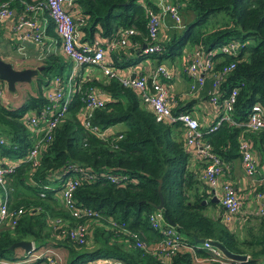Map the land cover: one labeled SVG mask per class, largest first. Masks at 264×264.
<instances>
[{"label": "trees", "instance_id": "obj_1", "mask_svg": "<svg viewBox=\"0 0 264 264\" xmlns=\"http://www.w3.org/2000/svg\"><path fill=\"white\" fill-rule=\"evenodd\" d=\"M0 1H9L16 14L31 0ZM176 2L180 14H184L183 26L162 40L157 51L143 52L141 49L147 32L145 7H154L151 0H72L83 20L77 23L82 34V38H78L91 41L94 32L108 37L118 29L132 27L135 32L127 42L109 52L112 66L120 68L145 59L161 64L180 55L186 43L210 49L229 39L239 40L241 46L235 54L218 52L213 55V71L233 63L217 84L219 106L222 98L235 88L230 110L234 122H244L254 102L264 111V0ZM215 13H220V18L211 28L196 29ZM47 24L48 32L55 35L49 17ZM41 59L35 95L27 96L14 107L0 103V137L6 141L0 144V149L15 159L23 158L34 140L22 116L45 103L41 86L48 85L56 74H62V68L68 64L56 53H46ZM75 81L81 89L72 94L51 138L39 148L38 164L22 160L6 180L8 207H20L21 213L14 224L0 225V258L8 261L28 259L31 250H22L19 254V247H9L14 241L27 239L34 250H64L63 264H83L94 258L113 259L122 264H220L212 263L208 251L196 240L203 238L220 242L230 252L246 255L244 260L225 258L222 264H264V212L256 215L250 226L244 227L242 235L229 229L220 217L203 212L209 201L205 204L201 200H206L210 192L200 170L208 159H200V166L190 165L185 128L179 120H157L137 90L122 84L116 77L105 75L95 81L81 79L78 75ZM205 83L202 97L209 101L207 93L212 79L206 87ZM88 85H98L108 95L101 107L90 111L87 117L90 124L104 128L123 123V129L102 137L83 125L78 114L83 106L81 90ZM218 110L220 113L221 109ZM190 111L191 105H186L185 101L178 100L171 106L173 114ZM197 122L202 131L198 142L208 144L209 151L222 164V171H226L225 167L239 158L238 138L243 126L221 120L207 131L208 126L202 127ZM242 134L250 141L254 155L262 158L264 130H246ZM73 166L86 170L79 174L72 191L74 203L92 208L97 213L96 218L73 217L59 199L62 179L72 174ZM88 172H92L93 177L82 175ZM109 175L119 180L112 181ZM159 193L162 217L167 223L172 221V226L181 234V247L164 258L135 246L130 236L135 234L147 245L160 238L148 221L149 213L156 210L155 205L160 202ZM83 221L85 241L77 243L68 237V230ZM87 242L94 246L82 248ZM47 256L39 254L28 262L59 264L51 253L53 262Z\"/></svg>", "mask_w": 264, "mask_h": 264}, {"label": "built area", "instance_id": "obj_2", "mask_svg": "<svg viewBox=\"0 0 264 264\" xmlns=\"http://www.w3.org/2000/svg\"><path fill=\"white\" fill-rule=\"evenodd\" d=\"M74 9L72 0H31L25 3L22 10L17 13L15 27L28 26L31 28L26 35L30 37L38 46L42 45V32L34 25V15L36 12L43 11L53 23V30L60 41V48L66 57L71 61V66L65 76L56 74L53 76L48 85L42 90L45 103L38 109L27 111L22 116L26 128L34 134L32 145L28 149L23 158L17 159L16 162L0 164V225L4 223L14 224L21 208L8 207L9 187L6 186V180L13 172L14 166L18 162L25 160L32 165L38 164L39 148L44 146L51 138L52 130L56 122L63 116L67 104L75 91L81 89V86L75 81L78 76V67L98 66L102 73L109 77H116L122 84L129 85L137 90L142 99L146 102L157 120L173 121L179 120L185 128V143L193 144L196 147L198 157L207 158L208 162L203 168L202 176L208 186L214 189L221 173L223 166L219 159L214 156L208 149L207 143H199L198 137L202 131L198 128L197 119L188 112H179L173 114L171 106L174 103V97L169 93L168 78L169 72L162 64L153 67L149 73L153 93H150L147 87V76L141 73H135L133 77L130 75L120 76L116 69L112 66L111 61L106 60L109 52L127 42L128 37L134 34L132 27H126L114 35L104 37L103 39H92L91 41L81 42L76 31V21L72 14ZM146 13V37L143 52H153L161 48L162 41L159 36L160 26L164 23V17L168 15L173 21V26L180 25V12L178 4L173 0H157L155 6L145 7ZM13 14L9 1H0V18L11 16ZM241 43L236 39H229L221 43L218 47L206 49L197 45L185 57L184 70L191 77L190 91L196 92L202 89L206 75L212 79L211 88L208 91L209 101L221 109L215 123L207 127V131L213 129L221 120H227L233 124L243 126V131L264 130V111L261 105L254 102L250 105L246 119L244 122H234L230 117V110L235 99L236 89L232 88L221 100V107L218 103L217 84L219 80L232 68L233 63L223 65L219 70H212L215 53H225L227 55L235 54L240 48ZM44 54H39L41 59ZM5 84L0 79V102L1 93ZM108 99V95H103L94 85H88L81 90V100L83 106L79 111V118L83 125L98 136H106L114 133L112 125L100 128L97 125L90 124L87 117L93 108L101 107ZM240 134L238 138L239 160L243 173L250 178L258 179V186L254 191V199L258 202V213L264 212V172L257 165V160L252 151L250 141ZM6 141L0 137V144ZM228 168V167H225ZM86 171L80 167L73 166L72 174L64 177L61 182L60 197L64 207L69 213L76 218L79 217H95L96 211L85 205L76 206L72 197V191L75 188L78 177L81 172ZM83 176L91 178L92 172L82 173ZM110 180L117 181L119 177L108 176ZM221 193L219 202L225 209L224 221H231L240 210L241 199L236 194L230 183L224 182L221 185ZM215 194V192H214ZM216 195V194H215ZM55 221H58L56 218ZM148 221L150 225L156 229L160 238L154 243L147 245L145 241L131 234L134 245L146 249L147 251L164 258L171 252L181 247V234L168 224L160 209H156L149 213ZM86 224L83 222L76 223L68 230V237L77 243L85 241ZM201 247L205 248L209 253V259L212 263H224L226 258L221 251L211 244L210 239H203ZM40 254H47L50 262L53 259L44 250ZM35 256H38L35 255ZM28 259L8 261L0 258V264H19L24 263ZM83 264H122L120 261L108 258H94L84 262Z\"/></svg>", "mask_w": 264, "mask_h": 264}, {"label": "crops", "instance_id": "obj_3", "mask_svg": "<svg viewBox=\"0 0 264 264\" xmlns=\"http://www.w3.org/2000/svg\"><path fill=\"white\" fill-rule=\"evenodd\" d=\"M151 3L153 6H155L157 0H151ZM72 14L76 21V31L78 33V36L81 37L82 34H80L77 28L79 25L77 23L83 20L82 18H79L77 8H74L72 10ZM16 16L17 13L15 14V11L13 10V14L11 16L0 18V57L2 59L9 63L12 62L13 64L11 63V65L15 68L36 67L41 66L39 64L42 60L39 58L40 53L44 55L46 53H56L62 56L65 61L70 63V60L66 57V55L62 52L60 48V41L57 35H53L48 32V17L46 16L45 12L39 11L36 12L34 15V25L36 28H39V30H41L42 32V45L40 46H38L30 37L26 35L31 30L30 27L24 25L21 27H15ZM180 19V25L173 26V21L171 20V18L168 15L164 17V23L160 26L159 29V36L161 40L168 39L172 34L173 30L180 29L183 26L182 19L184 18L181 14ZM93 35L94 39L99 40L100 38H104L100 36V34L97 32H94ZM81 42H87V40H82ZM187 44L188 43L183 46L182 53H180V55H176L173 59L170 60L166 59L161 64L164 65L169 72V78L167 83L169 86V93L174 97V103L179 100L181 102L185 101L186 105L190 104L191 115L199 121L202 127L209 126L219 114V110L217 106L213 105L210 101L202 97L204 93L202 90L196 92H192L189 90L191 77L186 74L184 70V64L185 57L195 48V45ZM179 56H181L180 59H178ZM106 60L110 61L109 55H106ZM154 66H156L154 61L145 59L141 60L136 64L127 65L125 67H113L116 69L120 76L130 75L131 72H135L144 74L149 77V73ZM77 73L81 79H94L95 81L101 80L105 76L98 66L82 65L81 67H78ZM204 81H206V87V85L210 81V77L206 75ZM22 84L23 82H16L15 89L13 91L8 90L7 92H5L4 87L1 93L2 101L0 103L14 107L21 104L27 98V96L35 95L37 87L35 81L33 83H25L26 85ZM45 86L41 87V93ZM94 86L97 87L98 90L103 93V95L107 96L104 90H102L98 85ZM123 128V123H116L111 127L112 131L121 130ZM186 149L189 154L190 165H192V167L200 166V159L198 157L196 147L193 144H187ZM255 158L257 160L258 167L262 172H264V156L260 158L258 156L256 157L255 154ZM16 160L17 159H15V157H10L3 153L0 154V164L10 163L14 161L16 162ZM202 171L203 169L200 170L201 175L203 173ZM224 182L230 183L234 188L236 194L239 195L241 199L239 212L229 222L224 221L225 209L219 202V195L222 191L221 185ZM257 186L258 179L247 177L243 173L239 158L232 161L228 166L227 170L221 171V173L218 175V180L214 186V189L208 187L210 193L207 198L208 200H205V204L207 203V201L210 202L206 204L208 215L212 217H220L229 229L236 231L237 233L242 235L244 227L250 226L253 222L254 217L256 215H259V213L257 212L259 204L254 199V191ZM214 192L216 195L214 194ZM210 197H214V199L210 201ZM35 251L36 250L33 249L30 253L32 254ZM44 251L48 254H58V252H60V250L54 248L44 249ZM39 252L41 253L42 251ZM31 256L32 257H29L28 260L32 259L35 255L32 254ZM201 261L204 260L202 259ZM35 264H38V262Z\"/></svg>", "mask_w": 264, "mask_h": 264}, {"label": "water", "instance_id": "obj_4", "mask_svg": "<svg viewBox=\"0 0 264 264\" xmlns=\"http://www.w3.org/2000/svg\"><path fill=\"white\" fill-rule=\"evenodd\" d=\"M143 47H144V44L141 45V48ZM40 69H41V66L15 68L11 65V63L5 61L4 59L0 57V79L5 83V86L7 90L9 91H13L15 89L16 82H29L32 77L38 74ZM134 74L135 72H131L129 77L130 78L133 77ZM147 87H148L149 92L153 93L154 90L152 88L150 77H147ZM159 199H160V202L157 205H155L157 209H161L162 207V196L160 193H159ZM213 199L214 197H210V201ZM204 202H205L204 199L201 200V203H204ZM168 223L173 225L172 221L170 220H168ZM196 240L199 242H202L203 238H197ZM211 244L217 247L227 259H234V260L246 259V255L230 252L226 250L224 246L216 240H211ZM9 247L10 248L20 247L24 252H27L32 249V242L27 239H21V240L12 242L9 245Z\"/></svg>", "mask_w": 264, "mask_h": 264}, {"label": "rangeland", "instance_id": "obj_5", "mask_svg": "<svg viewBox=\"0 0 264 264\" xmlns=\"http://www.w3.org/2000/svg\"><path fill=\"white\" fill-rule=\"evenodd\" d=\"M171 1V0H170ZM176 1H178V0H173V2H176ZM177 3V2H176ZM178 4V3H177ZM179 8V7H178ZM181 15L182 16H184V14H182L181 13ZM220 18V13H215V14H211V15H209L208 17H207V19L204 21V22H202V24L200 25L199 24V26H197L196 27V29L197 28H199V29H204V30H208L209 28H211V26H213L215 23V21L216 20H218ZM186 20V19H185ZM187 45H189V44H187ZM181 58V56H179L178 57V59H180ZM12 63V62H11ZM13 64V63H12ZM68 64L69 65H64V67L62 68V71H61V73L62 74H60V75H62V76H65L67 73H68V71H69V69H70V66H71V61H70V63L68 62ZM37 76V75H36ZM36 76H34V77H32V79H31V81H29V82H23V84L22 85H26L25 83H33L35 80H36ZM44 85H42L41 87H43ZM4 91L5 92H7L8 90H7V88H6V86H5V89H4ZM0 152H1V149H0ZM2 153V152H1ZM0 153V154H1ZM59 199L61 200V197L59 196ZM203 212L205 213V214H208V210H207V208H205L204 210H203ZM33 245V244H32ZM92 246H94V245H92V242H87L86 244H84L83 246H82V248H87V249H89V248H91ZM31 250H33V248L31 249ZM36 250V249H35ZM58 250H60V252H58V254H55V253H53L52 255H53V257H55V258H57V263H59V264H63V261H64V259H65V251L64 250H62V249H60V248H58ZM17 251H18V253L19 254H21V252H22V249L19 247V248H17ZM39 251H43V249H39V250H36L35 252H33L32 254L33 255H37V254H39L40 252ZM31 252V251H30ZM29 252V253H30ZM31 254V255H32ZM30 255V257H32ZM29 260H26V264H29V262H28Z\"/></svg>", "mask_w": 264, "mask_h": 264}]
</instances>
